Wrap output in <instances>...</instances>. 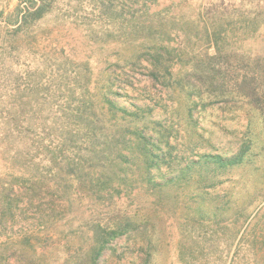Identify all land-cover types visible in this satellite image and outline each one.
Wrapping results in <instances>:
<instances>
[{
  "label": "rangeland",
  "instance_id": "rangeland-1",
  "mask_svg": "<svg viewBox=\"0 0 264 264\" xmlns=\"http://www.w3.org/2000/svg\"><path fill=\"white\" fill-rule=\"evenodd\" d=\"M38 8L49 11L25 23ZM157 50L171 67L159 81L172 86H159L151 112L135 120L157 140L152 173L187 165L186 176L206 180L173 184L154 199L144 187L104 205L74 201L81 254L100 230L126 223L128 235L112 239L99 264H264V0H0V179L15 176L11 158L35 153L31 134L42 136L44 153L81 148L87 115H97L104 135L132 127L110 119L104 99L130 103L110 83L133 71L146 79V55ZM187 80L196 85L191 113L176 86ZM249 137L241 166L191 165L236 154ZM255 225L257 251L247 252Z\"/></svg>",
  "mask_w": 264,
  "mask_h": 264
},
{
  "label": "trees",
  "instance_id": "trees-1",
  "mask_svg": "<svg viewBox=\"0 0 264 264\" xmlns=\"http://www.w3.org/2000/svg\"><path fill=\"white\" fill-rule=\"evenodd\" d=\"M37 10L25 13L24 22L29 24L33 18H40L49 11ZM146 56V79L142 73V78L136 77L133 71L124 82L110 83V89L118 86L120 92L115 94L131 100L130 103L103 98L110 119L118 116L129 119L132 127L125 128L124 133L104 135L97 115H87L81 129L84 132L81 148L76 145L47 146L42 148V153L36 141V136H42L31 134L28 139L35 153H23L24 157H18L20 159L17 156L11 158L13 164H18L15 176L10 180L0 179V264H99L108 250L107 244L128 235V225L121 223L115 230H100L94 235L92 248L81 254V213L72 210L74 201L81 202L85 198L104 205L121 195L130 199L135 195L134 191L144 187V195L154 199L157 192L173 184L201 185L205 182L199 172L197 178L193 174L186 176L187 165L179 167L175 173L168 174L167 171L159 176L152 173V170H158L157 140L154 133L150 134L135 120L151 112L150 102L157 97L159 86L172 85L159 81L163 69L165 74L171 73L168 64L160 65L159 50L148 52ZM176 86L186 96L187 109L191 113L195 107L191 95L196 85L187 80ZM48 126L45 133L53 128ZM242 142L236 154L201 156L202 161H193L191 165L198 170L202 167L230 170L241 166L254 144L250 137ZM27 165H31V169ZM258 240L255 225L247 230L244 250L257 251Z\"/></svg>",
  "mask_w": 264,
  "mask_h": 264
}]
</instances>
